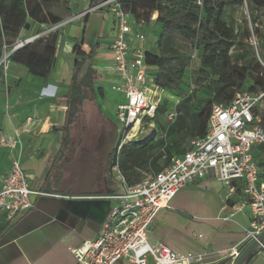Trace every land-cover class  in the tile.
Instances as JSON below:
<instances>
[{"label": "crops", "instance_id": "obj_1", "mask_svg": "<svg viewBox=\"0 0 264 264\" xmlns=\"http://www.w3.org/2000/svg\"><path fill=\"white\" fill-rule=\"evenodd\" d=\"M73 1L68 0L67 14H58L62 21L83 11L92 0ZM97 12H101V22L96 27L91 22L92 12L67 22L59 29L61 38L56 61L48 78L31 73L26 66L10 60V57L7 69L3 67L0 78V137L17 135L22 145L21 149L0 146V183L10 170L12 159L21 151V162L30 186L48 194L32 195L33 209L0 224V264H77L71 249L97 237L110 211L111 201L100 195L110 193L115 183L102 182L93 191L82 190L75 184V162L81 142L79 138L77 149V136H73V131L68 158L58 159L75 61L74 45L80 42L82 48L89 51L99 41L98 51L92 59L98 73L95 85L103 90L99 102L107 100L105 88L110 87L108 81L115 75L109 52L116 29L115 20L108 10ZM156 17L154 14L151 21L154 29ZM138 24L143 27V22ZM260 27L264 32V17ZM38 28L34 25L32 29L22 30L17 42L36 35ZM135 32L137 30L133 27ZM147 39L142 43L144 50L157 51V42L146 44ZM48 85H53L54 96H42V89ZM165 96L169 101L173 100V110L180 97L167 91ZM110 97L117 101L114 110L117 117V106L125 102L126 97L117 90ZM84 113L85 109L82 115ZM102 114L107 120L104 110ZM255 152L262 154L260 158L264 160V153L258 145ZM250 218L249 206L233 212L223 184L210 174L183 187L168 207L157 212L148 230V240L164 243L183 253H206L208 264L225 260L222 264H232V250L236 246L241 247ZM251 243L243 247L241 254ZM152 262L150 260V264ZM114 264L135 263L120 259ZM241 264H264V248L256 245Z\"/></svg>", "mask_w": 264, "mask_h": 264}, {"label": "trees", "instance_id": "obj_2", "mask_svg": "<svg viewBox=\"0 0 264 264\" xmlns=\"http://www.w3.org/2000/svg\"><path fill=\"white\" fill-rule=\"evenodd\" d=\"M59 1L68 3V0H0V58L15 46L22 30L32 29L35 24L60 23L62 16L50 9L39 10L42 4ZM99 1L92 0L90 5ZM122 3L138 23L151 22L157 14L155 21L162 28L157 51L145 50L151 82L180 97L175 105L177 117L174 120L168 118L173 105L164 97L155 116L145 119L147 125L153 123L151 132L143 138L126 141L118 152L121 133L109 155L107 183H114L112 166L117 161L128 183L135 185L164 169L174 156L183 155L190 148L192 139L206 134L213 103L227 104L241 89L264 90V65L251 42L254 34L264 61V32L260 27L264 0H122ZM244 5L249 10L250 25L235 17L236 8ZM60 38L59 29L45 33L16 48L10 54V60L23 64L35 75L48 78L56 61ZM98 48L99 41L89 51H85L80 42L74 45L75 61L58 154L60 160L69 156L72 131L84 112V103H96L103 113L99 102L103 90L95 85L98 73L92 63ZM193 50L199 52L200 64L191 72V81L187 83ZM2 75L3 65L0 64V78ZM186 86H192L191 90H186ZM199 101L202 102L200 105ZM256 112L261 115L264 126V109ZM255 147L253 153L264 177V160L260 158L262 154L255 152ZM258 148L264 153V144Z\"/></svg>", "mask_w": 264, "mask_h": 264}, {"label": "built area", "instance_id": "obj_3", "mask_svg": "<svg viewBox=\"0 0 264 264\" xmlns=\"http://www.w3.org/2000/svg\"><path fill=\"white\" fill-rule=\"evenodd\" d=\"M103 10L111 12L116 27L109 49L115 75L108 84L126 97V101L117 106V118L125 123L117 145L119 152L123 143L139 135L142 123L155 116L158 105L166 97L165 90L151 82L142 46L145 34L133 33L136 21L123 7L122 0H100L65 21L45 25V31L17 42L13 48L60 29L75 18ZM251 42L264 65L254 34ZM11 52L5 51L0 58L5 69ZM41 94L54 96L53 85L44 87ZM258 109H264V90L241 89L229 103H213L206 134L192 139L183 155L174 156L168 166L142 183L129 184L116 161L112 166L115 188L100 195L111 201L110 211L97 237L71 249L77 264H114L120 259L135 264H150V260L153 264H208L206 253H183L164 243H151L148 230L157 212L168 207L183 187L210 174L223 184L233 212L242 211L246 206L251 208L249 227L244 232L241 247L233 248L231 263L237 261L246 244L257 241V246L264 248V238L259 239L264 234V177L253 153L254 146L264 144V126L261 115L256 112ZM176 115L174 108L168 118L174 120ZM21 145L17 135L0 137V146L20 148ZM34 194L48 193L32 189L19 151L0 183V224L33 209Z\"/></svg>", "mask_w": 264, "mask_h": 264}, {"label": "rangeland", "instance_id": "obj_4", "mask_svg": "<svg viewBox=\"0 0 264 264\" xmlns=\"http://www.w3.org/2000/svg\"><path fill=\"white\" fill-rule=\"evenodd\" d=\"M73 3H75V0L73 1ZM41 8L44 9H50L51 11H53L56 14H67L69 12V7H68V3L65 4L62 1H59L58 3L55 4H49V5H44L42 4L39 8V10H41ZM101 12H94L92 13V18H91V22L93 24V27L97 25V23L101 22ZM235 17L237 21L240 20H244V21H248L247 24L250 25L249 22V10L247 8L246 5L242 6V7H238L235 10ZM85 20L83 19L82 22H84ZM136 23V22H135ZM154 23V27H152V22H143V27L142 25L140 26L138 23H136L135 29L141 33L145 34V38L147 39L146 44H150V42L156 43L160 32H161V25L159 23ZM39 26V30L41 29L40 32L45 31V27L39 24H35ZM93 29V28H92ZM88 41L91 42V38H88ZM7 52L12 51L10 50H6ZM235 52V51H234ZM192 54V61L190 64V67L188 68V72H187V76H186V80L187 83H189L191 81V72L199 67V52L197 50H193L191 52ZM235 54V53H234ZM192 86H187L185 87L186 90H191ZM106 101H102V99L100 100V104L103 107L104 113L106 115L107 120H105L103 118V114L102 112H100V110L97 108L96 103L87 101L84 103V109H85V113L79 118L74 130H73V136L76 137V143L75 146L78 149V139L81 142L80 145H87L90 141L95 140L97 135L100 132H106L109 135V139L111 144L113 145H117L120 137H121V133L125 127V123L120 122L117 117H115L114 115V110H115V105H116V100L114 98L110 97V94L113 93V88L110 87H106ZM202 97V96H201ZM170 103L171 105H173V100L170 99ZM202 102L199 101L198 105H200ZM151 132V127L150 125H147V123H142V131L139 133V137L143 138L146 135H148V133ZM79 145V146H80ZM77 161L76 160V166H77ZM105 177V176H104ZM103 181H105L104 178H102ZM115 181V180H114ZM107 182V180L105 181ZM153 264V262L151 263Z\"/></svg>", "mask_w": 264, "mask_h": 264}, {"label": "flooded vegetation", "instance_id": "obj_5", "mask_svg": "<svg viewBox=\"0 0 264 264\" xmlns=\"http://www.w3.org/2000/svg\"><path fill=\"white\" fill-rule=\"evenodd\" d=\"M115 146L111 144L109 135L104 131L100 132L96 139L90 141L87 145H80L75 170V184L80 189L87 190L91 187L89 179L93 180L94 187L108 180L107 162Z\"/></svg>", "mask_w": 264, "mask_h": 264}, {"label": "water", "instance_id": "obj_6", "mask_svg": "<svg viewBox=\"0 0 264 264\" xmlns=\"http://www.w3.org/2000/svg\"><path fill=\"white\" fill-rule=\"evenodd\" d=\"M16 48H13V51L15 50ZM89 181L91 182V187L88 188L87 190L85 191H93L94 189V183H93V180L92 179H89ZM264 238V234L262 236H260L259 239H263ZM257 245V241H254L252 242L245 250L244 252L240 255V257L238 258L237 260V264H241L242 261L244 260V258L251 252V250ZM227 261V260H225ZM225 261H222L220 263H217V264H222L224 263Z\"/></svg>", "mask_w": 264, "mask_h": 264}]
</instances>
